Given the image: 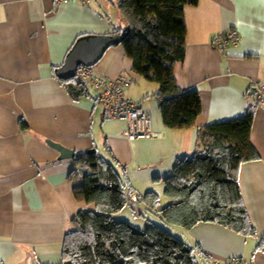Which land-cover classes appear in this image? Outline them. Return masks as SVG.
Returning a JSON list of instances; mask_svg holds the SVG:
<instances>
[{"label": "crops", "instance_id": "1", "mask_svg": "<svg viewBox=\"0 0 264 264\" xmlns=\"http://www.w3.org/2000/svg\"><path fill=\"white\" fill-rule=\"evenodd\" d=\"M118 3L0 0V264H65L64 240L72 220L96 208L75 197L84 182L72 178L79 168L76 157L60 159L47 140L73 149L76 156L95 149L111 157L133 189L129 205L114 217L133 223L125 218L129 207L133 217L145 220L141 226L133 223L141 228L152 212L132 196L155 192L162 206L166 183L197 149L199 127L240 118L251 108V142L260 158L242 165L239 183L257 234L247 236L217 222L188 230L155 215L195 248L197 264L234 258L264 264L259 248L264 238V107H253L252 95L253 81L264 82V0H199L186 6V57L176 65L175 77L181 88L200 94L202 111L192 128L165 124L156 97L160 84L134 72L123 45L115 43L105 52L92 66L95 73L127 75L133 81L127 95L153 119L157 135L134 140L126 135L127 121L108 117L97 106L95 89L87 86L89 94L75 98L57 75L79 37H120L114 31L127 25ZM231 29L238 31L239 42L217 47L215 38Z\"/></svg>", "mask_w": 264, "mask_h": 264}, {"label": "trees", "instance_id": "2", "mask_svg": "<svg viewBox=\"0 0 264 264\" xmlns=\"http://www.w3.org/2000/svg\"><path fill=\"white\" fill-rule=\"evenodd\" d=\"M199 0H119L126 28L114 31L119 45L133 59L134 72L160 84L156 94L165 124L170 128L196 126L202 105L198 90L183 89L175 67L187 50L185 8ZM62 82L75 98L89 94L77 77ZM254 111L242 117L210 123L198 129L197 149L166 183L161 206L155 192L139 195L148 210L170 224L193 229L201 222H217L247 236L257 234L243 200L239 172L246 162L260 158L251 142ZM25 127L24 122L22 123ZM111 156V152H108ZM83 178L75 197L95 210L81 211L64 240L65 264H197L195 248L165 227L148 220L144 229L114 215L129 205L133 193L118 164L96 152L76 156ZM259 248L264 251V238Z\"/></svg>", "mask_w": 264, "mask_h": 264}, {"label": "built area", "instance_id": "3", "mask_svg": "<svg viewBox=\"0 0 264 264\" xmlns=\"http://www.w3.org/2000/svg\"><path fill=\"white\" fill-rule=\"evenodd\" d=\"M59 3L68 4L73 0H57ZM83 5L88 0H79ZM239 33L235 29L226 31L215 38V45L221 49L228 44L239 42ZM77 79L80 83L91 86L98 93L97 106L103 108L108 117L119 118L127 121L128 129L126 135L129 139H151L157 134L153 127L151 114L136 100L126 93L132 84V79L120 73L112 78L99 76L92 66L80 65L78 67ZM252 95L254 97L253 107H264V82L253 81ZM137 200L138 196H132ZM216 264H243L234 258L228 261H218Z\"/></svg>", "mask_w": 264, "mask_h": 264}, {"label": "water", "instance_id": "4", "mask_svg": "<svg viewBox=\"0 0 264 264\" xmlns=\"http://www.w3.org/2000/svg\"><path fill=\"white\" fill-rule=\"evenodd\" d=\"M120 37L113 38L107 35L88 34L79 37L70 50L65 63L57 69L58 77L68 80L77 76L78 67L82 64L95 66L102 58L105 52L118 43ZM48 144L60 152L59 158H75L76 152L58 142L47 140ZM96 150H90L88 153H95Z\"/></svg>", "mask_w": 264, "mask_h": 264}, {"label": "rangeland", "instance_id": "5", "mask_svg": "<svg viewBox=\"0 0 264 264\" xmlns=\"http://www.w3.org/2000/svg\"><path fill=\"white\" fill-rule=\"evenodd\" d=\"M163 204H162V206H166V198H165V196H163ZM129 209V210H128ZM126 211H130V213L128 214V217H125V218H127V219H129V220H132L133 221V223L134 222H137L138 224H140V226L142 225V222H144L145 220L144 219H142V220H139L140 218H138V217H133V215H132V213H131V209L128 207L127 208V210ZM125 216H127V214H125ZM148 216L150 217V218H152V220L154 221V222H156L157 224H160V226L162 225V227L163 226H165L166 228L168 227L167 226V224H165L164 225V221L162 220V219H158L157 217H156V215L155 214H153V213H150V214H148ZM115 220H117V219H115ZM125 220V219H124ZM145 225H143V227H141L142 229H144L145 227H144ZM180 227V226H179ZM164 228V227H163Z\"/></svg>", "mask_w": 264, "mask_h": 264}]
</instances>
